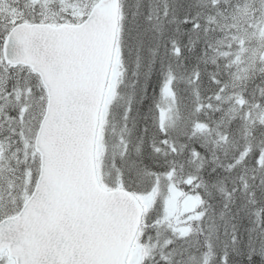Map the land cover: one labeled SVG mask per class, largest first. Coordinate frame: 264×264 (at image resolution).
Returning <instances> with one entry per match:
<instances>
[{
	"label": "snow or ice",
	"instance_id": "obj_1",
	"mask_svg": "<svg viewBox=\"0 0 264 264\" xmlns=\"http://www.w3.org/2000/svg\"><path fill=\"white\" fill-rule=\"evenodd\" d=\"M0 264H264V0H0Z\"/></svg>",
	"mask_w": 264,
	"mask_h": 264
}]
</instances>
